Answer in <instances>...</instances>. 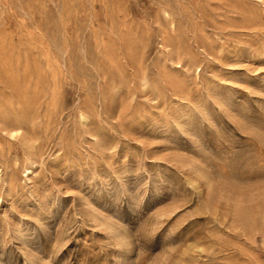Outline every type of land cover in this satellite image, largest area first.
Listing matches in <instances>:
<instances>
[{"label": "rangeland", "instance_id": "1", "mask_svg": "<svg viewBox=\"0 0 264 264\" xmlns=\"http://www.w3.org/2000/svg\"><path fill=\"white\" fill-rule=\"evenodd\" d=\"M0 103V264H264V0H0Z\"/></svg>", "mask_w": 264, "mask_h": 264}, {"label": "bare ground", "instance_id": "2", "mask_svg": "<svg viewBox=\"0 0 264 264\" xmlns=\"http://www.w3.org/2000/svg\"><path fill=\"white\" fill-rule=\"evenodd\" d=\"M21 120L17 114L8 116L4 113V106L0 103V123L2 125L3 131H8L9 137L13 140H17L22 134V125ZM205 177V176H204ZM0 179H1V170H0Z\"/></svg>", "mask_w": 264, "mask_h": 264}]
</instances>
